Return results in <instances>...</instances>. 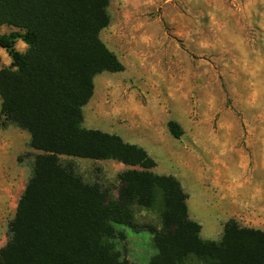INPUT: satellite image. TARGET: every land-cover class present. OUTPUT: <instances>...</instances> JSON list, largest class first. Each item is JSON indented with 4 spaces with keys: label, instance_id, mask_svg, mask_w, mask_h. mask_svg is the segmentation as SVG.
<instances>
[{
    "label": "rangeland",
    "instance_id": "obj_1",
    "mask_svg": "<svg viewBox=\"0 0 264 264\" xmlns=\"http://www.w3.org/2000/svg\"><path fill=\"white\" fill-rule=\"evenodd\" d=\"M107 14L100 38L124 68L95 75L83 126L143 147L154 172L177 178L203 239L218 241L229 219L264 230V0H109ZM16 49L27 45L17 40ZM10 63L0 48V68ZM33 159L29 134L3 126L0 115V248ZM60 162L112 195L127 168L115 160ZM160 209L157 194L151 208H133L135 228L113 224V249L149 264L158 250L144 226L161 227Z\"/></svg>",
    "mask_w": 264,
    "mask_h": 264
},
{
    "label": "trees",
    "instance_id": "obj_2",
    "mask_svg": "<svg viewBox=\"0 0 264 264\" xmlns=\"http://www.w3.org/2000/svg\"><path fill=\"white\" fill-rule=\"evenodd\" d=\"M109 0H0V48L11 59L0 68L3 126L29 134L32 173L8 223L0 264H135L113 249V224L135 228L133 208L160 197L161 227L145 225L157 247L149 264H264V230L223 225L218 241L201 237L188 216L187 194L177 178L154 172L147 151L119 134L83 126V106L101 72L124 66L100 38ZM17 40L27 45L16 49ZM167 128L178 139V124ZM60 156L115 160L116 194L87 183ZM121 236V235H120Z\"/></svg>",
    "mask_w": 264,
    "mask_h": 264
},
{
    "label": "bare ground",
    "instance_id": "obj_3",
    "mask_svg": "<svg viewBox=\"0 0 264 264\" xmlns=\"http://www.w3.org/2000/svg\"><path fill=\"white\" fill-rule=\"evenodd\" d=\"M257 85V84H256Z\"/></svg>",
    "mask_w": 264,
    "mask_h": 264
}]
</instances>
